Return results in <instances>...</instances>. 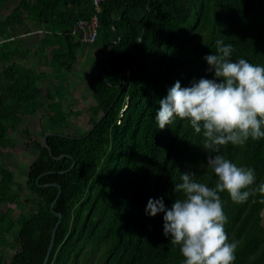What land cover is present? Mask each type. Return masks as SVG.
<instances>
[{
    "label": "trees",
    "instance_id": "16d2710c",
    "mask_svg": "<svg viewBox=\"0 0 264 264\" xmlns=\"http://www.w3.org/2000/svg\"><path fill=\"white\" fill-rule=\"evenodd\" d=\"M9 1L0 0V9ZM94 12L93 0H20L0 18V40L12 37L26 17L50 26L49 41H59L50 50L54 71L67 76L87 45L76 40L72 27ZM99 17L96 42L109 45L94 84L95 110L102 114L80 133L57 130L71 114L63 105L48 115L49 130L56 133L47 137L53 154L39 144L27 170L28 191L19 201L1 191L10 188L14 173L0 170V202L29 208L17 218L0 211V240L7 232L18 244L9 260L0 249V264H43L56 211L62 218L47 264H181L179 245L163 234V213L147 214V202L162 196L171 207L182 195L175 183L183 172H195L210 186L216 174L202 147L204 138L190 123L177 117L159 129V100L176 80L187 86L193 79L214 77L205 57L215 52L219 38L234 44L233 59L264 63V0H104ZM15 53H20L17 46H7L1 58ZM37 81L34 69L21 63L0 69V147L12 146L8 128L55 99V92L45 94ZM220 151L237 164L255 167L256 183L264 181V139L229 143ZM54 182L62 191L52 210L58 187L46 184ZM221 196L226 231L239 241L233 264H264V193L245 202L233 201L227 191Z\"/></svg>",
    "mask_w": 264,
    "mask_h": 264
},
{
    "label": "clouds",
    "instance_id": "9594fccd",
    "mask_svg": "<svg viewBox=\"0 0 264 264\" xmlns=\"http://www.w3.org/2000/svg\"><path fill=\"white\" fill-rule=\"evenodd\" d=\"M214 53L206 55L207 71L214 77L193 79L187 86L180 80L159 100L155 120L159 129L177 117L186 120L202 135L207 161L216 174L210 186L183 172L175 183L182 193L171 207L164 197H150L146 213H163V234L178 244L181 264H233L239 241L226 231L228 216L221 193L227 191L235 202H245L256 192L264 193V181H257L253 166L237 164L220 151V146L245 145L250 139H264V63L244 56L233 59L234 44L215 41ZM264 199V196L261 197Z\"/></svg>",
    "mask_w": 264,
    "mask_h": 264
},
{
    "label": "rangeland",
    "instance_id": "374dc122",
    "mask_svg": "<svg viewBox=\"0 0 264 264\" xmlns=\"http://www.w3.org/2000/svg\"><path fill=\"white\" fill-rule=\"evenodd\" d=\"M27 1L31 3L36 2V0ZM19 2L20 0H13L11 3L9 1L10 4L7 8L0 9V18H4L8 15L13 7H15L16 3ZM40 28H44V31L37 34L35 30L38 32ZM46 28L47 26L45 25H38L36 28L28 26V29L19 30L18 35H16V32H12L16 38L9 36L0 40V69L6 64L13 62L24 64L34 69L38 77L37 83L45 94L49 91L55 92V99H48L49 101L38 108L35 116L26 115L21 122L15 124V128H8L7 134L12 141V146L5 148L0 147V170L6 167L14 173V179L9 185L10 188L6 185L1 191L3 193H11V195L17 197L18 201L28 191L26 189L29 183L27 174L28 166L41 150L39 144L44 142V131H50L48 115H55L59 109L58 106L63 105L64 109L71 110V114L66 118L63 127L57 130L65 132L76 131L80 133L91 128L93 125L92 119L102 114L100 109L97 112L95 110L98 106V102L94 97L95 79L100 72V62L96 55L99 50L98 47L100 42L90 44L87 47L88 49L84 50L83 53L79 55V61L73 72L68 73L67 76L57 75L54 71L53 61L49 55V49L52 47L54 40L57 41V37L52 38L53 42L49 41V39L40 41L47 31ZM29 33H31V39L27 37ZM23 34H25L26 37ZM32 34H34L33 38ZM7 46H17L20 53L1 58L2 52ZM38 50L39 55L37 54ZM103 54L106 56L108 50H104ZM18 201L16 203L0 202V211L10 214L15 218H17L21 212L25 214L28 213L29 208L24 207L23 210H21V208L18 207ZM16 245L18 244H16L14 235L7 232L4 233V238L0 240V249L3 250L4 255H6V260L10 259ZM1 261L2 258L0 256V263Z\"/></svg>",
    "mask_w": 264,
    "mask_h": 264
},
{
    "label": "built area",
    "instance_id": "2783aa9c",
    "mask_svg": "<svg viewBox=\"0 0 264 264\" xmlns=\"http://www.w3.org/2000/svg\"><path fill=\"white\" fill-rule=\"evenodd\" d=\"M102 1L94 0L96 11L87 19H80L72 27V35L81 43L90 45L96 43L99 34Z\"/></svg>",
    "mask_w": 264,
    "mask_h": 264
},
{
    "label": "crops",
    "instance_id": "0c3cea01",
    "mask_svg": "<svg viewBox=\"0 0 264 264\" xmlns=\"http://www.w3.org/2000/svg\"><path fill=\"white\" fill-rule=\"evenodd\" d=\"M37 1V0H36ZM93 2H94V0H93ZM94 5H95V2H94ZM102 10V9H101ZM95 11H96V9H95ZM24 15L26 16L27 15V11L26 10H24ZM25 22H26V24L25 25H15L14 26V28H13V30L14 31H12V32H16L17 34L16 35H18L19 34V30L21 31V29H28V26H31L32 28H36L38 25L37 24H35V23H33V21H31V20H29L27 17H26V19H25ZM19 26V27H18ZM45 26H47V28H46V33L43 35V38H41L40 39V41H43V40H46V39H49V33L51 32V29H50V26H48V25H45ZM44 28H40V30L37 32V30H35V32L38 34V33H42L41 31H44L43 30ZM25 37H26V35L25 34H23ZM28 36V38H30L31 39V33H29V34H27ZM33 36H32V38L34 37V34H32ZM36 35V34H35ZM46 35H47V37H46ZM15 35H13L12 34V37L13 38H16V36L14 37ZM57 39V41L56 40H54V42H53V45H52V47L54 48V47H57V46H59V41H58V38H56ZM29 41V40H28ZM27 42V41H26ZM57 42H58V44H57ZM95 44V43H94ZM89 45H83V47L79 50V52H78V56L81 54V53H83V51L84 50H87ZM51 47V48H52ZM51 48L49 49V55H50V50H51ZM99 50H98V53L96 54L97 55V59H98V61L101 59V58H103L104 56H105V54H103V51L105 50H108L109 49V45L108 44H105V43H99ZM102 48V49H101ZM95 52V51H94ZM37 54L39 55V50L37 51ZM88 56V55H87ZM108 56V54L105 56V57H107ZM78 61H79V58H78ZM39 86V85H38Z\"/></svg>",
    "mask_w": 264,
    "mask_h": 264
},
{
    "label": "water",
    "instance_id": "95a60500",
    "mask_svg": "<svg viewBox=\"0 0 264 264\" xmlns=\"http://www.w3.org/2000/svg\"><path fill=\"white\" fill-rule=\"evenodd\" d=\"M103 116H104V115H103ZM103 116H102V117H103ZM102 117H100V119H101ZM52 134H56V133H54V132H50V131H49V132L45 133V135H44V143H45V145L48 147V149H49V151H50L51 154H53V153H52V151H51V149H50V147H49V145H48L47 137H48L49 135H52ZM64 156H66V155L63 154V155H61L60 157H58V159H60V158H62V157H64ZM73 167H74V163H73V165H72L67 171H69V170L72 169ZM46 185H55V186L58 187V194H57V196L55 197V199L53 200V202L51 203V209L54 210V205H55L56 201L58 200L59 195L61 194L62 188H61V185H60L59 183H56V182H54V183H49V184H46ZM55 214L58 216V220H57V222H56V224H55V226H54V228H53L52 236H51V241H50V244H49V247H48V250H47V254H46V256H45V259H44L43 264H47V263H48L50 253H51V251H52V249H53V246H54V243H55L56 232H57L58 226H59V224H60V222H61V218H62V213H61V212H57V211H56Z\"/></svg>",
    "mask_w": 264,
    "mask_h": 264
}]
</instances>
